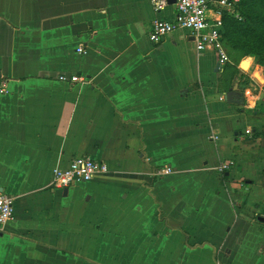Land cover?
<instances>
[{
    "label": "crops",
    "instance_id": "crops-1",
    "mask_svg": "<svg viewBox=\"0 0 264 264\" xmlns=\"http://www.w3.org/2000/svg\"><path fill=\"white\" fill-rule=\"evenodd\" d=\"M174 13L0 0V192L14 197L0 264H264L263 67L220 66L185 29L153 44L152 21ZM242 79L256 95L220 99ZM78 155L109 171L64 194L52 170Z\"/></svg>",
    "mask_w": 264,
    "mask_h": 264
},
{
    "label": "built area",
    "instance_id": "built-area-1",
    "mask_svg": "<svg viewBox=\"0 0 264 264\" xmlns=\"http://www.w3.org/2000/svg\"><path fill=\"white\" fill-rule=\"evenodd\" d=\"M240 0H175V13L172 20L155 19L151 23L148 39L155 45H159L165 35L176 29L189 30L192 34L194 46L197 51L211 49L218 55L220 66L229 62V56L222 41V15L224 12L233 14L241 19L236 10ZM156 11H160L167 5V0H151ZM79 52H83L82 47H78ZM240 69L246 70L248 63L242 60L239 63ZM61 80L79 81L82 78L73 74L70 77L61 74ZM4 84H0L3 90ZM245 93L254 96V92L249 87L244 89ZM244 92L242 93L244 96ZM256 95V94H255ZM220 99H224L221 95ZM246 134L251 130L246 129ZM235 165L233 159H226L218 163L215 167L219 173H224ZM109 171L108 166L103 161L95 160L86 155L74 156L67 167H55L52 170V185L55 188L63 189L70 187L78 181H89L97 174H104ZM171 166L163 165L154 170V175L162 176L172 173ZM14 197L0 192V225H3L13 217Z\"/></svg>",
    "mask_w": 264,
    "mask_h": 264
},
{
    "label": "trees",
    "instance_id": "trees-1",
    "mask_svg": "<svg viewBox=\"0 0 264 264\" xmlns=\"http://www.w3.org/2000/svg\"><path fill=\"white\" fill-rule=\"evenodd\" d=\"M236 10L241 19L228 12L222 15L224 46L241 56L255 55L264 70V0H240ZM254 134L264 147V127Z\"/></svg>",
    "mask_w": 264,
    "mask_h": 264
},
{
    "label": "water",
    "instance_id": "water-1",
    "mask_svg": "<svg viewBox=\"0 0 264 264\" xmlns=\"http://www.w3.org/2000/svg\"><path fill=\"white\" fill-rule=\"evenodd\" d=\"M174 2H175V0H167V3H168V4H172V3H174ZM237 86H238V84L235 83V84H234L232 87H230V88L228 89V91L225 93L224 98H225V100H226L227 102H230V103H236V104H241V103H242V97H241V94L237 91ZM67 190H68L67 187H65V188L63 189L64 194L67 192ZM258 220H260V221H264V217H258Z\"/></svg>",
    "mask_w": 264,
    "mask_h": 264
},
{
    "label": "rangeland",
    "instance_id": "rangeland-1",
    "mask_svg": "<svg viewBox=\"0 0 264 264\" xmlns=\"http://www.w3.org/2000/svg\"><path fill=\"white\" fill-rule=\"evenodd\" d=\"M226 49H227L229 58H230V60H232V62L234 61V62L237 63V61L239 60V58L242 57L241 55H238L237 53L231 51L228 47ZM200 53H202V51ZM246 87H250V84L245 79H242V87H241L240 91L243 93L244 92V89Z\"/></svg>",
    "mask_w": 264,
    "mask_h": 264
}]
</instances>
